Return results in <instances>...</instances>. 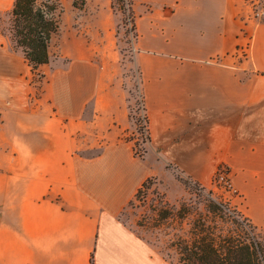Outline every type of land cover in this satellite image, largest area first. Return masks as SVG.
Listing matches in <instances>:
<instances>
[{
  "label": "crops",
  "instance_id": "crops-1",
  "mask_svg": "<svg viewBox=\"0 0 264 264\" xmlns=\"http://www.w3.org/2000/svg\"><path fill=\"white\" fill-rule=\"evenodd\" d=\"M60 1L68 20L37 84L0 27V264H175L123 211L150 178L174 195L181 178L210 186L221 163L263 228L264 15L244 0H132L149 128L138 157L124 136L133 82L111 51L119 14L112 0Z\"/></svg>",
  "mask_w": 264,
  "mask_h": 264
},
{
  "label": "rangeland",
  "instance_id": "rangeland-1",
  "mask_svg": "<svg viewBox=\"0 0 264 264\" xmlns=\"http://www.w3.org/2000/svg\"><path fill=\"white\" fill-rule=\"evenodd\" d=\"M54 1L58 2L60 27H62V25L64 26V24L67 23L69 7L64 6L63 1ZM244 1L250 9V15L253 17L258 0ZM69 2L70 4L73 2L74 5L82 7L86 3V0H73ZM112 4L114 12L119 14V21L115 26L114 37L111 42V51L119 56L118 65L122 76L124 78L130 77L133 82L131 89L132 94L130 97V117L133 127L128 132L136 131L137 136L140 137L139 142H141L142 137L140 136L139 129H136V120L142 124V116L145 114L143 108L144 98L138 72L131 63L135 51L134 42L136 33H134L135 36L132 37L129 30L126 28V19L122 11L123 7L121 1L112 0ZM63 8L66 12L61 17ZM0 27L7 34L11 33V13H0ZM57 34L58 33H56L55 36ZM31 78L32 82L37 84L40 76L34 73ZM126 135L125 133V139H127ZM144 147L146 148V144ZM221 164L227 167L232 181L230 168L225 163ZM182 179L187 181V183L183 182V189H181L179 185L171 186L170 189L173 188L172 192H174V195L168 194V192L160 188L159 185L155 184L154 179H152V184L142 189L123 211V217L132 224L134 229L175 264H182L180 253L181 244L184 245V238L190 237L189 232L195 220L198 221L201 213H206L205 204L208 198L213 197L218 201L228 203L241 219L251 222L248 215V205L237 187L238 191L233 192L227 189L216 188L213 183L208 187H201L192 180L186 178ZM217 217L216 220L220 231L222 230L221 228H223V231L226 233H232L237 230L236 225L228 220L226 216L223 217L224 219L219 218V215ZM212 221L215 222L213 218ZM260 229H262L261 232L264 233V227Z\"/></svg>",
  "mask_w": 264,
  "mask_h": 264
},
{
  "label": "trees",
  "instance_id": "trees-1",
  "mask_svg": "<svg viewBox=\"0 0 264 264\" xmlns=\"http://www.w3.org/2000/svg\"><path fill=\"white\" fill-rule=\"evenodd\" d=\"M120 1L123 7V0ZM58 10V2L54 0H15L11 10L13 39L22 48L33 74L39 75L40 79L42 75L38 68L50 61L51 41L60 30ZM150 184L151 178L139 192ZM205 211L192 224L190 237L184 238V245L181 244L182 264H264L262 229L241 219L228 203L213 197L207 199ZM218 215L222 219L226 216L237 230L226 233L221 228L220 231L216 220Z\"/></svg>",
  "mask_w": 264,
  "mask_h": 264
},
{
  "label": "built area",
  "instance_id": "built-area-1",
  "mask_svg": "<svg viewBox=\"0 0 264 264\" xmlns=\"http://www.w3.org/2000/svg\"><path fill=\"white\" fill-rule=\"evenodd\" d=\"M122 11L126 19V28L131 33L132 37H134L135 28L133 21L134 15L132 11V0H123ZM263 15L264 0H258L257 7L254 9L253 18L260 19ZM243 33L244 36L247 38V42L238 49V53L241 57L245 58L248 55L251 36L247 32V30H244ZM143 108L145 110V114H143L142 116V124L138 120H136V129H138V127L140 128V136L142 137L141 142H139L140 137L137 136L136 131H131L128 133L126 132V137L129 141L133 143L135 155L138 157H142L145 154L146 148L144 147V145L147 143V138L149 136L148 117L146 113L145 104L143 105ZM212 183L216 188L227 189L233 192L238 191L237 188L234 186L233 182L231 181L228 169L224 164H220L216 168V171L213 175Z\"/></svg>",
  "mask_w": 264,
  "mask_h": 264
}]
</instances>
